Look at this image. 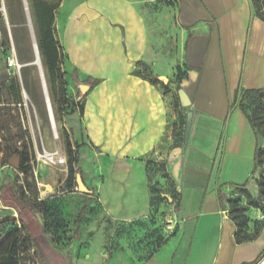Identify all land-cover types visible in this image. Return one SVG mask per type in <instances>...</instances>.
Returning <instances> with one entry per match:
<instances>
[{
    "label": "crops",
    "instance_id": "crops-1",
    "mask_svg": "<svg viewBox=\"0 0 264 264\" xmlns=\"http://www.w3.org/2000/svg\"><path fill=\"white\" fill-rule=\"evenodd\" d=\"M166 1L174 6L162 0H65L56 15L69 70L90 81L77 113L83 125L77 143L87 145L98 166L96 177L80 173L87 197L114 221L145 217L149 158L167 166L180 196L176 231L151 260H133L127 251L100 255L108 264H119L120 257L122 264H175L180 255L181 264H253L264 229L256 241L237 245L227 201L234 186L249 187L256 179L258 141L234 102L240 89L264 88V22L250 0ZM168 30L187 71L181 88L191 108L134 75L140 64L156 60L155 44ZM161 69L170 70V60ZM139 195L142 201L134 205ZM251 210L250 229L260 216Z\"/></svg>",
    "mask_w": 264,
    "mask_h": 264
},
{
    "label": "rangeland",
    "instance_id": "rangeland-1",
    "mask_svg": "<svg viewBox=\"0 0 264 264\" xmlns=\"http://www.w3.org/2000/svg\"><path fill=\"white\" fill-rule=\"evenodd\" d=\"M0 1V83L11 89L13 102L11 127L18 149L24 152V166L29 167L28 173L24 175L9 165L14 154L8 148L3 127L4 93L0 90V239L14 228L13 224L5 222L7 217H20L19 211L13 208L17 206L22 210L21 218L33 236V247L27 253L32 260L24 264H108L101 258L100 253L103 251L108 253L127 251L132 254L133 260L137 259L139 262L151 260L165 240H168V231H172L168 227L175 229V214L178 208L172 206L175 201L163 199L162 194L171 191L169 183L162 184L166 171L160 168L161 162L151 161L150 158L146 160V174L151 179L150 185L154 187V198L157 203L145 217L132 222L107 218L97 199H90L81 194L77 190V183L74 192L68 191L66 140L69 139L72 145L77 141L82 143L83 125L80 124L77 113L82 108L83 98L90 91V85H86L85 82L90 81L81 82L76 74L71 73L64 60L62 71L65 75L68 105L63 106L60 97L54 98L52 83L38 50L31 0ZM42 1L58 7L56 20L58 10L65 0ZM166 34V38L155 44L156 60L149 67L152 74L159 78L158 85L164 95L172 93L176 104L180 105L176 89V68L181 67V60L178 59V45L172 30H168ZM56 35L59 40L57 32ZM165 59L171 62L170 70L161 69ZM11 60L15 61L13 66L10 65ZM42 82L51 106L52 121ZM82 86H89L86 95L82 93ZM18 97H21V104H17ZM185 122L181 121V131L183 126L185 130ZM179 135L183 137L182 134ZM97 170L94 155L87 145H82L79 165L75 171L76 180L78 175L81 176V171L85 176L96 177ZM258 176L256 173L255 178ZM255 184L256 182H252L248 188L256 196L261 209L254 210L259 212V215H264V198L260 195L257 184L255 193ZM16 189H22L26 197L32 201L46 202L49 206L57 207L64 223L56 241L51 236L43 234L41 218L38 220L17 201ZM141 198L140 195L134 198V205H139ZM83 206L87 207V213L76 226L74 222ZM249 215L253 216L254 211L250 209ZM257 245L261 251L264 250V234ZM117 259L123 261L121 257ZM182 260L183 255H180L175 264H181ZM258 264H264V252Z\"/></svg>",
    "mask_w": 264,
    "mask_h": 264
},
{
    "label": "trees",
    "instance_id": "trees-1",
    "mask_svg": "<svg viewBox=\"0 0 264 264\" xmlns=\"http://www.w3.org/2000/svg\"><path fill=\"white\" fill-rule=\"evenodd\" d=\"M162 2L165 6H174L172 1L168 2L162 0ZM250 2L252 4L254 16L264 22V0H250ZM31 6L36 26L38 50L48 71L50 82L52 83L54 98L57 96L60 97V103L63 106H67L68 100L66 96L65 75L62 71V63L66 60V55L60 41L57 39L55 28V14L58 7L47 4L42 0H31ZM134 75L148 80L153 85H158L160 83L159 78L152 74L151 68L145 63L140 64V67L134 71ZM187 77L188 75L185 68H176L177 92L182 89L181 83L183 80L187 79ZM0 90L4 93L2 104L5 111L2 120L8 141V148L14 155H18L20 158L21 166L18 172L26 175L29 171V167L24 166V152L18 149L17 142L15 141V134L11 127V106L13 104L11 89L0 83ZM234 103L237 104L238 108L245 114L258 141L254 156L255 165L253 174H259L255 182L260 195L264 198V88L255 90L240 89L236 93ZM17 104H21V97L17 98ZM80 114H82V108ZM182 121L185 122L186 120L183 119ZM183 139L184 137H181V140ZM81 147L82 145L78 143L72 145L69 139L66 140V152L68 157L67 187L70 192H74L76 187L75 171L79 162V151ZM161 164L160 168L166 171L162 184L169 183L171 191L170 193L162 194L163 199L172 202L175 201V204L173 203L172 206L179 207L180 196L177 192L174 181L167 170V166L163 163ZM146 177L150 192L149 210H151V207L157 202L154 198V187L153 185H150L151 179L147 174ZM233 188L230 198L227 201V206L229 218L236 227L235 242L237 245L254 242L259 238L264 229V221H254L253 228L250 229L251 219L248 216V212L250 209L260 210L261 205L256 199L254 193L248 188L247 183L240 186H234ZM15 196L17 201L24 208L34 214L38 220L39 217L41 218L42 221L39 222L43 234L51 236L56 241L64 223L57 207L54 205L49 206L46 202L37 203V201L28 199L22 189H16ZM85 196L87 197V195ZM6 206L9 207L8 205ZM13 208L19 211L20 217L16 218L10 216L7 217L5 221L13 224L14 228L3 239H0V264H24L32 260L27 253L33 247V236L26 222L21 218L22 210L17 206H13ZM86 213L87 207L83 206L74 222L76 226ZM104 214L109 218L105 212ZM175 231L176 228L170 236H173ZM263 252L264 250L253 264H258L260 262Z\"/></svg>",
    "mask_w": 264,
    "mask_h": 264
},
{
    "label": "water",
    "instance_id": "water-1",
    "mask_svg": "<svg viewBox=\"0 0 264 264\" xmlns=\"http://www.w3.org/2000/svg\"><path fill=\"white\" fill-rule=\"evenodd\" d=\"M37 61H38V57H37ZM82 93L84 95H86V93L89 90V86H82ZM178 97H179V101L180 104L183 108H191L192 107V102L190 100V98L188 97V95L186 94V92L181 89L178 91ZM191 125H192V114H188V119H187V127H186V139L188 140L189 135H190V129H191ZM9 165L15 169L16 171L19 170L20 168V158L18 155H14L10 161H9ZM77 190L84 195H88L91 194V192L86 188V186L84 185L81 176L78 175L77 176Z\"/></svg>",
    "mask_w": 264,
    "mask_h": 264
},
{
    "label": "bare ground",
    "instance_id": "bare-ground-1",
    "mask_svg": "<svg viewBox=\"0 0 264 264\" xmlns=\"http://www.w3.org/2000/svg\"><path fill=\"white\" fill-rule=\"evenodd\" d=\"M34 48H35V51H36V45H35V43H34ZM37 59V58H36ZM36 63H39V62H37L36 61ZM39 67H40V65H39ZM41 69V68H40ZM40 71V70H39ZM40 73H41V71H40ZM42 75V74H41ZM42 77V76H41ZM42 88H43V92H44V95H45V100H46V104H47V108H48V111H49V115H50V119H51V121H52V115H51V113H52V111H51V106H50V103H49V100H48V97H47V92H46V89H45V86H44V83L42 82ZM54 121V120H53Z\"/></svg>",
    "mask_w": 264,
    "mask_h": 264
},
{
    "label": "built area",
    "instance_id": "built-area-1",
    "mask_svg": "<svg viewBox=\"0 0 264 264\" xmlns=\"http://www.w3.org/2000/svg\"><path fill=\"white\" fill-rule=\"evenodd\" d=\"M14 64H15V61L11 60L10 65L13 66ZM259 220H264V215H260ZM176 224H177V222H175V226H176ZM168 229L172 230V231H168V236H170L173 233L174 229H173V227H168Z\"/></svg>",
    "mask_w": 264,
    "mask_h": 264
}]
</instances>
